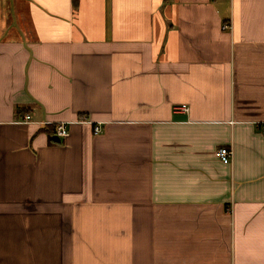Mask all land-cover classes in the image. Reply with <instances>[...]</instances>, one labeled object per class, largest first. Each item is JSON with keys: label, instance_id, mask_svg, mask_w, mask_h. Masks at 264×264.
Returning a JSON list of instances; mask_svg holds the SVG:
<instances>
[{"label": "crops", "instance_id": "0c3cea01", "mask_svg": "<svg viewBox=\"0 0 264 264\" xmlns=\"http://www.w3.org/2000/svg\"><path fill=\"white\" fill-rule=\"evenodd\" d=\"M0 264H264V0H0Z\"/></svg>", "mask_w": 264, "mask_h": 264}, {"label": "built area", "instance_id": "2783aa9c", "mask_svg": "<svg viewBox=\"0 0 264 264\" xmlns=\"http://www.w3.org/2000/svg\"><path fill=\"white\" fill-rule=\"evenodd\" d=\"M224 28H229L230 25L228 23H225L223 25ZM181 109L186 110L188 107L186 104H183ZM31 116L28 114L25 116L26 120H30ZM55 133L58 135V137H67L69 135V124L67 122H59L55 126ZM101 131V127L99 125L95 126V133H99ZM216 155L224 162V163H231L233 152L231 147L229 146H221L217 149Z\"/></svg>", "mask_w": 264, "mask_h": 264}, {"label": "water", "instance_id": "95a60500", "mask_svg": "<svg viewBox=\"0 0 264 264\" xmlns=\"http://www.w3.org/2000/svg\"><path fill=\"white\" fill-rule=\"evenodd\" d=\"M55 138L59 140V137H55Z\"/></svg>", "mask_w": 264, "mask_h": 264}]
</instances>
